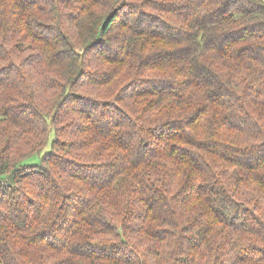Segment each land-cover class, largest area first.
Listing matches in <instances>:
<instances>
[{"label":"trees","instance_id":"obj_1","mask_svg":"<svg viewBox=\"0 0 264 264\" xmlns=\"http://www.w3.org/2000/svg\"><path fill=\"white\" fill-rule=\"evenodd\" d=\"M0 264H264V0H0Z\"/></svg>","mask_w":264,"mask_h":264}]
</instances>
